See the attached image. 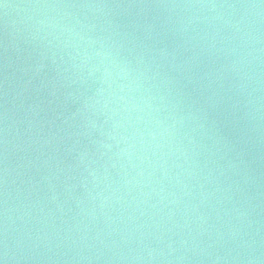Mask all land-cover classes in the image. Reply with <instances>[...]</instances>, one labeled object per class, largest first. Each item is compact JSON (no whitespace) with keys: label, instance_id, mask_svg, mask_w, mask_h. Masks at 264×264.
<instances>
[{"label":"water","instance_id":"water-1","mask_svg":"<svg viewBox=\"0 0 264 264\" xmlns=\"http://www.w3.org/2000/svg\"><path fill=\"white\" fill-rule=\"evenodd\" d=\"M0 264H264V0H0Z\"/></svg>","mask_w":264,"mask_h":264},{"label":"clouds","instance_id":"clouds-1","mask_svg":"<svg viewBox=\"0 0 264 264\" xmlns=\"http://www.w3.org/2000/svg\"><path fill=\"white\" fill-rule=\"evenodd\" d=\"M154 135H155V134H153V138H154Z\"/></svg>","mask_w":264,"mask_h":264}]
</instances>
